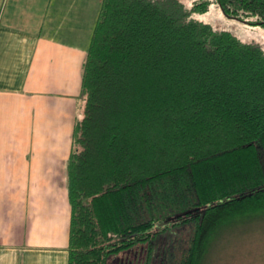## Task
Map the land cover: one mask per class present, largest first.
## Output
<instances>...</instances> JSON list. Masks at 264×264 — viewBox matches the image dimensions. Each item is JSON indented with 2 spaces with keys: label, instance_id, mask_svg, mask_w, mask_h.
<instances>
[{
  "label": "trees",
  "instance_id": "16d2710c",
  "mask_svg": "<svg viewBox=\"0 0 264 264\" xmlns=\"http://www.w3.org/2000/svg\"><path fill=\"white\" fill-rule=\"evenodd\" d=\"M264 26V0H213ZM208 0L193 10L206 11ZM177 0H101L66 165L67 264H202L264 213V54Z\"/></svg>",
  "mask_w": 264,
  "mask_h": 264
},
{
  "label": "crops",
  "instance_id": "0c3cea01",
  "mask_svg": "<svg viewBox=\"0 0 264 264\" xmlns=\"http://www.w3.org/2000/svg\"><path fill=\"white\" fill-rule=\"evenodd\" d=\"M100 1L0 0V264H67L66 165Z\"/></svg>",
  "mask_w": 264,
  "mask_h": 264
},
{
  "label": "rangeland",
  "instance_id": "374dc122",
  "mask_svg": "<svg viewBox=\"0 0 264 264\" xmlns=\"http://www.w3.org/2000/svg\"><path fill=\"white\" fill-rule=\"evenodd\" d=\"M186 20L207 24L216 31H227L244 44L256 46L264 54V26L249 17L226 15L219 5L208 0L206 11L193 10L206 0H177ZM83 111V98H79ZM80 115V113H79ZM78 115L77 119L80 118ZM146 246L136 245L108 259L107 264H145ZM154 259L151 264H157ZM202 264H264V213L250 221L225 227L212 243Z\"/></svg>",
  "mask_w": 264,
  "mask_h": 264
}]
</instances>
